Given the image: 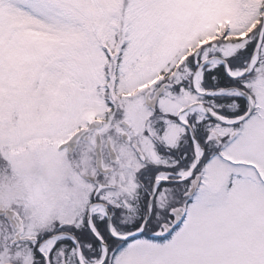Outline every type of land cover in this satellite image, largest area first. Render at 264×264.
<instances>
[{"label": "snow or ice", "instance_id": "snow-or-ice-1", "mask_svg": "<svg viewBox=\"0 0 264 264\" xmlns=\"http://www.w3.org/2000/svg\"><path fill=\"white\" fill-rule=\"evenodd\" d=\"M0 264H264V0H0Z\"/></svg>", "mask_w": 264, "mask_h": 264}]
</instances>
